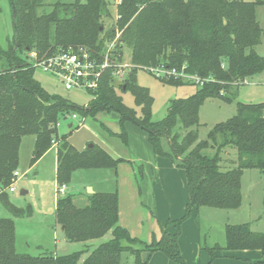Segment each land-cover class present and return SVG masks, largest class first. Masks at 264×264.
<instances>
[{"label":"trees","instance_id":"trees-1","mask_svg":"<svg viewBox=\"0 0 264 264\" xmlns=\"http://www.w3.org/2000/svg\"><path fill=\"white\" fill-rule=\"evenodd\" d=\"M45 1L11 0L14 35L7 46L0 43V200L13 215L0 217V264H123L125 256L133 258L132 264H145V251L150 255L161 251L173 264H186L179 237L183 221L194 208H239L244 171L264 172V102H237L236 114L216 123L206 139L199 140L198 129L200 109L207 99L232 102L242 84L264 71V56L256 50L263 42L257 7L264 5V0H120L119 17L108 28L104 20L114 15L108 0L57 1L50 4L49 10ZM118 32L115 47L110 50V66L103 72L98 88L89 91L93 97L87 105L50 93L35 77L29 52L49 57L69 48H83L103 59ZM125 45L132 48V66L120 90L133 94L140 112L124 103L114 85V72ZM160 66L178 72L168 78L158 77L165 83H196L179 75L184 73L197 77L200 86L188 97L171 100L166 116L155 121L154 98L149 88L138 83L137 71ZM102 111L120 115V133L101 123L109 135L127 145L125 125L132 122L148 133L155 154L169 157L185 170L189 193L185 214L167 220L162 225V236L147 243L133 237L119 223L117 191L86 192L88 202L84 206H79L76 195L70 192L58 196L56 221L64 226L68 242H82L84 248L39 256L18 252L14 217L33 213L30 205H15L7 189L19 166L22 138L35 136L32 164L56 144L58 186H68L77 170H116L127 160L114 157L97 143L79 150L68 140L70 133L59 131L62 119L73 114L96 118ZM164 137L170 151L162 146ZM211 148L215 149L213 155L206 152ZM226 148L237 151V160L230 167L222 165ZM172 223L175 232L167 230ZM108 233L110 238L92 246V241ZM222 248L260 249L264 254V232L253 231L249 223L229 224Z\"/></svg>","mask_w":264,"mask_h":264},{"label":"rangeland","instance_id":"rangeland-1","mask_svg":"<svg viewBox=\"0 0 264 264\" xmlns=\"http://www.w3.org/2000/svg\"><path fill=\"white\" fill-rule=\"evenodd\" d=\"M57 1L69 3L75 0H46V8L49 10L50 4ZM81 1L84 2L86 0ZM108 1L110 2V9L114 15L105 18L104 22L107 28L112 26L119 17L117 15V4L119 0ZM257 14L263 28V42L256 46V50L259 54L264 56V5L257 7ZM14 31L12 2L11 0H0V43L3 46H7L9 41L12 40ZM119 35L120 33L118 32L111 44L116 43ZM131 66L132 48L125 45L122 49V60L118 63L117 71L119 72L114 76V85L118 93L122 95L124 103L128 107L140 112V108L136 106L133 94L130 91L122 92L120 90V84L129 73ZM35 77L50 93L60 94L78 105H87L93 97L88 91L83 89L67 90L58 79L40 69H36ZM137 80L140 85L149 88L154 98L152 113L153 120L155 121L161 120L166 116L171 100L180 97H188L195 93L200 86L198 82L193 84L186 83L179 86L171 85L160 80L146 68L138 69ZM237 92L232 102L224 101L219 98H211L205 101L200 109V126L198 128L199 140L206 139L208 132L216 123L226 121L233 117L237 112V102H264V71L249 78L245 84H242L237 89ZM102 112L105 113L100 114L96 118H86L85 128H87V130L84 127H76L81 120V117H79L77 119H62L59 131L60 133H70L69 136H78L79 133H77V130H86L92 134L94 137L93 140L95 139V141L84 142L81 144L82 146L85 145L84 147H86V145L90 143H104L110 148L108 152H111V154L117 153L113 154L116 156L120 154L121 158L130 160L132 163L124 161L127 163L120 164L116 170L103 168L78 170L73 174L72 181L68 185V191H66V193L71 192L75 194L76 203L79 206H84L88 202L85 193L88 192L89 187L85 189L86 183H90L100 191L120 192L123 209L126 207L128 212L131 210L132 213L131 217L128 219L129 226L133 233L132 236L138 237L147 243H151L154 238L159 239L162 236V225H164L167 220L179 219L186 212L189 197L188 189L187 187L183 188L181 184L178 186L176 182L178 170L182 171L184 176H186V172L169 157L157 155L153 150L157 160L162 157L172 163L175 168L174 172H176V178H174V180H164V170L161 171L160 179L157 178V175L152 176L150 172H148V164L146 161L141 159L136 153L133 145L131 146V140L136 141L138 139H133V137L136 138L137 135L135 132L131 131L130 128H135L134 130L140 135V140L142 136L141 133L143 135L146 134L149 140L148 133L136 124L127 122L125 128L128 134V144L126 145L119 137L109 135L101 126V123H103L113 132L120 133L122 131L120 115L115 111ZM70 122L76 124L74 125L75 127H69ZM34 143V135H26L22 138L19 151L20 161L17 169L20 173V177L14 184L16 191L10 192V199L15 205L23 208L30 205L33 210L30 216L14 217L16 226V249L20 253H28L33 256H39L44 252H54L56 250L60 253H71L83 249L84 243L82 242L66 241L62 225H59L60 227L56 229L53 226L55 224V207L58 196H60L58 195L56 180V150L54 148L51 149V151L46 152L35 164H32L31 160L33 157ZM114 144L120 145L123 149L118 152V150L114 148ZM162 146L165 151L171 150L169 141L166 137L162 138ZM104 149L106 150V148ZM206 152L209 155H213L215 149L211 148ZM222 159V165L230 167V163L237 160L236 149L226 148L222 152ZM252 172L260 174V176H244L242 181L244 205L243 209H241L243 213L239 215L238 218H232L231 221H237V219L243 218L254 219V226L262 229L261 232H264V172L261 170ZM134 182H137L139 187L145 186V189L141 188V199L143 202L141 207L135 202V194L130 191ZM23 189H29L30 192L23 194ZM178 212L181 214H178ZM229 212L232 211L209 206H201L198 209L194 208L191 215L183 221L181 234L185 231L186 234L191 236L193 230L197 228L202 236L201 247L203 250H207V246L216 249V243L225 245V223H227ZM0 217H13L12 213L4 207L1 200ZM124 219L126 221V217ZM190 220L192 223L188 222ZM167 230L175 232L176 227L172 223ZM110 237L111 233H108L103 239L92 241V246H96L102 240ZM180 243L181 235L179 237V246ZM66 247L67 250L63 251L62 249ZM184 259L187 264L189 259L185 257ZM132 261L133 258L131 256H125L123 264H132Z\"/></svg>","mask_w":264,"mask_h":264},{"label":"crops","instance_id":"crops-1","mask_svg":"<svg viewBox=\"0 0 264 264\" xmlns=\"http://www.w3.org/2000/svg\"><path fill=\"white\" fill-rule=\"evenodd\" d=\"M102 113H105V112L98 113L96 115V117ZM85 121H86V118H81V120L78 122V125L81 123L80 127L85 128V126H86ZM72 125L74 126L76 124H74L73 122H70L69 127H72ZM85 129L87 130V128H85ZM130 129H131V131L135 132L137 137H138V138L133 137V139H138V140H136V141L131 140V146L133 145L136 153L140 156L141 159H144L146 161V163L148 164V166H147L148 172H150V174L152 176L157 175V178L160 179L161 171L164 170V172H165L164 176H163L164 180H170V179L174 180V178H176L175 177L176 172H174L175 168L172 165V163L168 162L166 159H164L160 156H159L160 157L159 160H157V158L155 157V154L153 152V149L151 148V145L149 144V140L147 139V135L146 134L143 135L140 132L142 135L141 140H140L139 139L140 135H139V133L137 134V132L134 130L135 128H130ZM86 130H82V131L77 130L78 131L77 133H79L78 136L71 135L68 138V140L79 150H83L89 145L86 143L87 144L86 147H84L85 145L82 146L81 144H83L84 142L95 141V139L93 140L94 137L92 136V134H90V132H88ZM99 145L106 148L107 151L110 149L104 143L103 144L100 143ZM114 146H115L114 148L117 149L118 152H120L123 149L118 144H114ZM53 148L56 150V162H57L56 144L51 149H53ZM51 149L48 151H51ZM113 152H115V151H113ZM109 153L111 154V152H109ZM113 154H117V153H113ZM113 156L116 158H121L120 154H118L117 156L116 155H113ZM155 159H156V161H155ZM127 161L129 163H132L130 160H127ZM123 163H127V162H121L120 164H123ZM56 167H57V163H56ZM130 168H131V166H130ZM255 170L260 171L258 169L245 170L243 173V176H242V181H243V178L245 175H252L253 177L255 175L260 176V174H257V173L255 174V172H252ZM77 171H75L74 174ZM177 175H178V178H177V180L176 179L175 180H176L178 186H180V184H181L183 188L187 187V176H184L182 171H180V170H178ZM132 185L133 186H132L130 191L135 194V202L141 207V205H143V202L141 199V196H142V189L141 188L145 189V186L139 187L137 185V182L136 183L134 182ZM57 187H58V184H57ZM87 187L94 189L95 190V191L93 190L94 192H105V191H100V190L96 189L90 183H86L85 189ZM242 189H243V183H242ZM23 190H24L23 194L30 192L29 189L28 190L23 189ZM67 191H68V189H67ZM118 193H119V223L123 227L127 228L129 230V232L131 233V235H133L131 228L129 226V220H128L132 214L131 210L128 212V209L126 207H124V209H123V202H122L121 193L120 192H118ZM184 202H183V206H184ZM243 205H244V193H243V203L241 204V206L239 208H236V209H229L232 212H229V214H228L229 216L227 219V223H225V228L229 224L249 223L250 227L253 231L261 232L262 229H259L258 227L256 228L254 226V223H255V221H253L254 219L251 220L248 218H245V219L243 218V219H237V221H231L232 218L235 219V218H238L239 215H242L243 212L241 209H243ZM179 212H178V214H181ZM125 217H126V221L124 219ZM54 218H55V222H54L55 224L53 226L56 229L57 227L61 226L56 221V207H55ZM188 222L192 223L191 220ZM62 229H63V227H62ZM170 232H174V231H170ZM201 239H202V236L200 234V231L197 228H196V230H193V234L191 236L186 234L185 231L181 234L180 246H181V251H182L184 257L189 259L187 264H264V254L260 249L227 250V249L222 248L225 245H221L220 243H216V245L218 246V247H215L216 249H212V247L207 246V248H206L207 250H203V248L201 247ZM62 250L66 251L67 247L62 249ZM54 252L58 253V254H64L65 253V252L60 253L58 250H56ZM213 255H214V258H213ZM142 258L145 261V264H173V262L161 251L154 252L152 255H150L148 251H145L142 253Z\"/></svg>","mask_w":264,"mask_h":264},{"label":"built area","instance_id":"built-area-1","mask_svg":"<svg viewBox=\"0 0 264 264\" xmlns=\"http://www.w3.org/2000/svg\"><path fill=\"white\" fill-rule=\"evenodd\" d=\"M120 0L118 1V3ZM115 43L109 45L108 52L103 59H98L90 52L83 48L74 50L69 48L67 50L60 51L49 57H40L36 51L28 53L29 60L33 63L36 69H40L45 73L52 75L58 79L64 88L71 89H83L86 91H95L98 86L103 72L110 66V50H113ZM148 70L157 77L168 78L172 75H178L176 69L161 67H149ZM119 71L114 72V76ZM179 75L187 79H194L196 82H200L197 77L190 76L184 73ZM70 118L77 119L79 116L73 114ZM61 123H59V126ZM81 123L78 125L80 127ZM20 177V173L16 170L12 177V184L7 188L10 192H15V182ZM58 195H65L67 186L62 185L57 187Z\"/></svg>","mask_w":264,"mask_h":264},{"label":"water","instance_id":"water-1","mask_svg":"<svg viewBox=\"0 0 264 264\" xmlns=\"http://www.w3.org/2000/svg\"><path fill=\"white\" fill-rule=\"evenodd\" d=\"M14 17H15V13H14ZM89 145L91 146V145H93V143H90ZM88 192L93 193L94 191H93V189L89 188ZM22 193H24V190H22ZM62 227L64 228V226H62Z\"/></svg>","mask_w":264,"mask_h":264}]
</instances>
